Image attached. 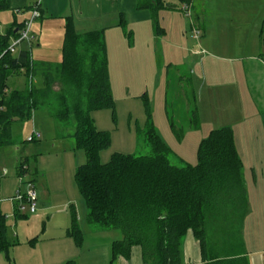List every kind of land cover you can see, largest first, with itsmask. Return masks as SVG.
Listing matches in <instances>:
<instances>
[{
  "label": "trees",
  "instance_id": "obj_1",
  "mask_svg": "<svg viewBox=\"0 0 264 264\" xmlns=\"http://www.w3.org/2000/svg\"><path fill=\"white\" fill-rule=\"evenodd\" d=\"M179 2L191 5L192 0ZM168 7L173 6L167 0L137 1L138 9L152 12L158 34L164 32L159 12ZM7 10H11V0H0V12ZM121 16L120 26L133 42L125 14ZM18 35L16 27L0 33V141L9 143L2 136L10 130L14 118H30L42 105L52 110L54 117L63 122L60 134L67 133L74 148L86 154L85 163L76 169L75 180L88 208V224L122 234L112 243V261L120 255L129 258L132 247L140 246L146 264H182L183 242L192 230L206 264H250L244 251L218 255L209 239L211 228L221 224L216 231L224 230L235 243L241 240L235 219L236 214L244 217L247 210L243 161L231 126L213 129L201 141L197 164L172 163L173 151L153 125L145 131L150 146L148 154L116 152L108 162H102L101 152L110 148L111 137L108 131L98 129L92 112L110 108L115 114L105 31L80 34L68 22L62 60L47 69L43 87L29 84L24 90L9 91L10 75L25 70L31 78L38 66L31 49L23 48L15 53L8 50L12 38ZM56 83L60 85L57 91ZM21 166V169L25 167ZM71 229L73 235H81L76 218ZM10 245L6 218L0 214V251L7 252Z\"/></svg>",
  "mask_w": 264,
  "mask_h": 264
},
{
  "label": "crops",
  "instance_id": "obj_2",
  "mask_svg": "<svg viewBox=\"0 0 264 264\" xmlns=\"http://www.w3.org/2000/svg\"><path fill=\"white\" fill-rule=\"evenodd\" d=\"M131 1L129 6H125L122 4L125 0H11V10L3 11L2 16L0 12L7 27L0 33L7 32L11 27H16L19 32L24 23L31 18L33 9L38 2H40L42 16L34 20L32 24L31 35L33 38L22 42L18 48V51L23 48L31 49L33 61L38 65L36 71L31 78L27 77L25 70L10 75L8 78L9 91L24 90L29 84L39 88L43 87L45 76L48 73L47 69L59 63L51 62L52 59L45 54L48 37H51L48 32L56 31L64 41L65 26L70 22L80 34L98 30L105 31L113 92V78L118 71L116 70L117 65L120 63L125 68L128 66L143 67L144 62L156 57L157 48L153 47L156 44L161 45L160 37H163L166 32L164 29L162 34H158L152 12L149 9L137 8L138 10H136L138 0ZM206 2L208 4V0ZM260 2L262 3L259 7L260 10L255 12V5ZM232 3L234 0H230L229 3L228 0H212L210 3L212 13L209 15L208 23L204 24V40L208 47L206 51L210 57V64L213 66L212 78L209 83L216 87L221 84L220 81L223 78L227 79V77L241 78V80L245 77L244 84L247 85L250 70L255 69V66H263L262 62H264V16L260 17L261 10L264 9V0H241V9L238 13L240 20L236 22L235 30L230 24L233 23ZM121 13L125 14L126 21L132 26L135 38H133L132 47L135 45L134 43L138 46V42H140L141 47L146 46L142 52L137 48L132 49L131 46H127L126 36L120 26ZM132 16H135V19H132ZM218 19L224 22L218 23ZM35 25L38 30L40 28L46 31V28L50 30V27L56 28V30L52 31L53 29H51V31H47V34L42 32L39 34L33 31ZM231 31L234 36L231 35ZM209 32L212 36L208 37ZM196 36H200L197 31ZM13 39L15 38H12V41ZM214 45L215 49L212 47ZM153 50L154 52L151 53ZM206 68H208V62L205 69L202 70L208 74ZM59 86L56 83L54 90L57 91ZM261 87L264 86L261 85ZM260 100L261 98L258 97L257 102ZM38 110L49 113L53 119L55 140L66 138L65 135L60 134L63 122L54 117L46 105L34 110L30 118L35 119L33 116ZM23 120L14 118L10 123V130L2 136L4 140H9V143L4 144L0 141V214L6 218L7 237L11 243L7 252H0L5 253L4 256L8 264H67L68 262H72V264H146L140 246L132 247L129 258L120 255L112 261V243L122 237L121 232L115 229H96L90 226L87 222L88 208L84 198L82 196L79 198L78 193L80 194V192H75L76 188L66 187L62 174H66L68 168L75 173L77 167L85 163L84 150L74 148V143L69 142L68 147L62 150L66 156H62L60 148H55V145L51 144L49 146L46 140L45 143L40 142V136L31 141L26 137L27 139L17 142L13 139L12 125ZM21 135L24 134L21 133ZM34 141H38L35 147L27 144ZM48 146L55 148L54 153H51L53 149H47ZM66 151L74 153V160L65 169L62 162L67 157ZM11 153L13 160L12 164H9L5 158ZM22 164L25 167L21 169ZM52 173L56 175L51 176ZM25 180L32 182L35 189L38 190L37 212L31 215L19 211L17 202L13 199L18 191L23 193L27 191L28 182H24ZM69 203L68 210L66 206ZM77 207H80V215ZM74 218L81 230L80 236L72 234ZM262 248L254 252L264 251V247ZM182 250V264H206L202 260L200 242L192 230L188 231ZM0 264L5 263L0 259Z\"/></svg>",
  "mask_w": 264,
  "mask_h": 264
},
{
  "label": "rangeland",
  "instance_id": "obj_3",
  "mask_svg": "<svg viewBox=\"0 0 264 264\" xmlns=\"http://www.w3.org/2000/svg\"><path fill=\"white\" fill-rule=\"evenodd\" d=\"M167 2L173 7L159 12L160 25L166 32L163 37H160L161 45L156 44L153 47L157 48L156 57L144 62L143 67L140 68H133V66L125 68L119 63L116 68L118 71L113 78L115 114L110 108L92 112L98 129L108 131L111 137V146L101 152V161L108 162L116 152L148 154L150 146L147 144L145 131L153 125L163 141L172 149V163L180 165L181 161H184L197 164L201 141L207 138L213 129L230 125L235 132L236 147L244 162L243 176L248 202L247 210L244 217L236 214V226L240 227L241 240L236 237L239 241L235 243L231 235L223 233L224 230L216 231V227H221V224L211 228L209 239L213 242L218 255H234L244 251L248 254L250 264H264V251L254 252L264 247V87H261V85L264 86V62H262L263 66H255V69L250 70L247 85L244 84L245 77L241 80V78L229 77L222 79L219 76L222 79L221 84L217 87L212 86L209 81L212 78L213 66L210 64V57L206 51L208 47L204 40V24L208 23L209 15L212 13L210 10L212 0H208V4L206 0H192L187 9L179 0H167ZM131 3V0H125L122 4L129 6ZM240 3L241 0H234L231 6L233 23L230 24L234 30L236 22L240 20L238 15L241 9ZM261 4L260 2L255 5V12L260 10ZM136 10H138L137 2ZM4 12H1V16ZM1 16L0 31L7 28ZM263 16L262 8L260 17ZM132 17L135 19V16ZM217 22L224 21L218 19ZM127 27L133 32L132 26L128 24ZM51 29L56 30L50 27V30L46 28L45 31L40 28L38 30L36 25L33 27V31L39 34L41 32L47 34V31ZM196 31L200 33V36H196ZM50 33L48 32L51 37H48L45 54L52 59L51 62L58 63L61 60L60 48L63 39L56 31ZM230 33L234 36L233 31ZM209 36H212L211 32ZM126 39L127 46H131L132 49L137 48L142 52L146 47H141L140 42L138 46L134 43L132 47L133 42L127 37ZM212 47L215 49V45ZM153 52L154 50L151 53ZM207 62L208 74L202 71ZM144 82H146L145 85H143ZM144 95L147 96L150 106L151 119L146 110ZM258 97L261 100L257 102ZM199 103L201 107H198ZM34 117L35 119L17 121L12 125L13 139L17 142L23 141L39 133L40 142L47 141L49 146L55 145V148L61 149L60 154L66 156L62 150L68 147L69 142H73L67 135V131L64 132L66 133L64 141L55 140V123L49 113L38 110L34 113ZM72 127L73 124H69L70 130ZM37 142L27 144L35 147ZM49 146L47 149L50 148ZM55 148H50L53 149L51 153H54ZM66 152L67 157L62 162L65 169L74 160V153ZM12 156L11 153L5 158L9 164H12ZM54 175L56 174H51V176ZM62 176L67 188L74 187L75 192H79L73 170L68 168L66 174ZM78 196L82 198L79 193ZM69 205L70 203L66 206L68 210ZM77 208L80 215V207ZM22 212L31 215L37 210L30 212L27 209ZM230 232L233 231L230 230ZM4 255L5 253L0 252V259L8 264Z\"/></svg>",
  "mask_w": 264,
  "mask_h": 264
},
{
  "label": "built area",
  "instance_id": "obj_4",
  "mask_svg": "<svg viewBox=\"0 0 264 264\" xmlns=\"http://www.w3.org/2000/svg\"><path fill=\"white\" fill-rule=\"evenodd\" d=\"M189 6L190 5L185 4L184 8L187 9L189 8ZM41 16H42V12L40 7V2H38L35 8L33 9L31 18L24 23L23 27L19 31L18 37L13 39V41L9 45L8 50H10V52L12 53L17 52L22 42L31 40L33 38V36L31 35L32 24L34 20L40 18ZM39 136L40 134L36 133L31 137H29V140L30 141L34 140V138ZM13 199L17 202V207L21 212L27 209H29L30 212H35L37 210V192L32 182H28V189L25 193L18 191Z\"/></svg>",
  "mask_w": 264,
  "mask_h": 264
}]
</instances>
